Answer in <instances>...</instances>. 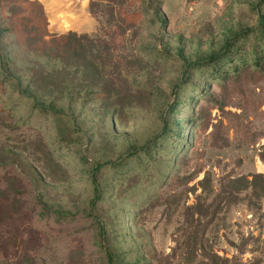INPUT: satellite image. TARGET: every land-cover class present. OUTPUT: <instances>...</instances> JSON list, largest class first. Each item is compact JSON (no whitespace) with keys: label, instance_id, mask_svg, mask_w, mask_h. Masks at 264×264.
Here are the masks:
<instances>
[{"label":"rangeland","instance_id":"1","mask_svg":"<svg viewBox=\"0 0 264 264\" xmlns=\"http://www.w3.org/2000/svg\"><path fill=\"white\" fill-rule=\"evenodd\" d=\"M107 253L264 264V0H0V264Z\"/></svg>","mask_w":264,"mask_h":264},{"label":"trees","instance_id":"2","mask_svg":"<svg viewBox=\"0 0 264 264\" xmlns=\"http://www.w3.org/2000/svg\"><path fill=\"white\" fill-rule=\"evenodd\" d=\"M35 4L36 3H32V6ZM43 10H44V8H43ZM41 14H42L43 18L45 19L46 18L44 16L45 12L42 11ZM30 24H32V23H30ZM46 24H47V22H46ZM35 30H36V28H34L33 31L35 32ZM47 37L48 36L44 37V39ZM44 39H43V37H41L39 39L38 44L35 43L33 45V50L35 51V53H40L41 55H46L48 57V59H51L49 61H52L54 63H58L59 65H61V67L63 69H67V67H68V61L66 60L67 54H69V51L71 50L68 37H66V36L52 37V38H50L49 41H44ZM209 60H214V59L210 58L206 61L196 63L195 67L200 68L201 64H203L204 62H208ZM97 194H98V190L96 191V195ZM96 200H97V197H96ZM107 260H108V264H115L114 258L110 253H107Z\"/></svg>","mask_w":264,"mask_h":264},{"label":"crops","instance_id":"3","mask_svg":"<svg viewBox=\"0 0 264 264\" xmlns=\"http://www.w3.org/2000/svg\"><path fill=\"white\" fill-rule=\"evenodd\" d=\"M45 1H47V0H45ZM49 1V0H48ZM44 12H45V8H44ZM46 13V12H45ZM49 22V21H48Z\"/></svg>","mask_w":264,"mask_h":264}]
</instances>
